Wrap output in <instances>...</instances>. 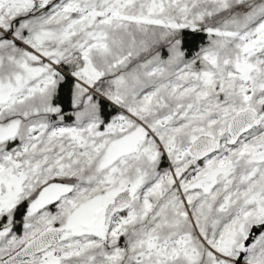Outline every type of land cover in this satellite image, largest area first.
Instances as JSON below:
<instances>
[{
    "label": "snow or ice",
    "instance_id": "1",
    "mask_svg": "<svg viewBox=\"0 0 264 264\" xmlns=\"http://www.w3.org/2000/svg\"><path fill=\"white\" fill-rule=\"evenodd\" d=\"M0 264H264V0H0Z\"/></svg>",
    "mask_w": 264,
    "mask_h": 264
}]
</instances>
